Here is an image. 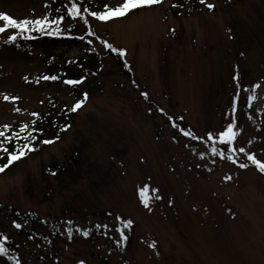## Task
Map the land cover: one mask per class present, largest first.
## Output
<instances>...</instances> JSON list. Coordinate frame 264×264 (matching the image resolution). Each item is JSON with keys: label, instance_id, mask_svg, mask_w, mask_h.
Returning a JSON list of instances; mask_svg holds the SVG:
<instances>
[{"label": "rangeland", "instance_id": "obj_1", "mask_svg": "<svg viewBox=\"0 0 264 264\" xmlns=\"http://www.w3.org/2000/svg\"><path fill=\"white\" fill-rule=\"evenodd\" d=\"M188 5L165 0L106 21L85 12L83 21L61 19L82 33L101 68L81 84L86 98L61 137L0 174V202L38 217L69 218L77 234L65 227L67 237L49 244L29 236L27 220L0 213V233L15 243L22 264H264V172L248 159L264 162V0L198 1L190 11ZM47 10L46 0H0V13L18 21L45 18ZM85 19L124 50L153 103L84 34ZM10 32L17 31L0 32V128L29 122L31 111H45L49 95L75 101L63 84L33 79L46 59L41 49L6 45ZM87 46L82 40L57 52L75 59ZM166 115L182 117L180 125L196 137L184 136ZM229 124L235 138L221 141ZM74 147L81 150L76 174H42ZM120 219L131 221L123 242Z\"/></svg>", "mask_w": 264, "mask_h": 264}, {"label": "trees", "instance_id": "obj_2", "mask_svg": "<svg viewBox=\"0 0 264 264\" xmlns=\"http://www.w3.org/2000/svg\"><path fill=\"white\" fill-rule=\"evenodd\" d=\"M109 0H46L47 4V14L46 17L48 21H55L57 23L49 24L44 28L43 31H37L35 26H30L28 31H24L19 28H14L17 32H10L5 35L3 41L9 47L20 49V50H30L32 48L41 49V55L46 59L45 71H41L39 74L35 75L33 79L37 81H49V82H58L63 84L68 88L73 95L75 96V101L71 105H66L62 101L58 100L54 96L49 95L46 100V109L45 111L34 110L31 111L33 118L27 123L15 124L11 128L1 127L0 132H3V135L0 136V166L7 165L4 167L1 173H4L7 170L14 168L19 161L26 158L29 153L39 151L44 147H47L51 143L56 142L61 135L72 125V121L76 110L73 109V106L78 101H84L87 95L86 89H84L81 84L86 82V77L91 73H98L101 68V58L92 49L87 41H84L82 33H75L73 25H62L60 23L61 19L66 17L68 18L69 12L68 9L71 7L72 3H76L81 9V16L83 15V9H89L91 11H103L104 5H108ZM165 0H159L158 3H161ZM175 6H181L184 3H188L187 10H193L198 1L201 0H172ZM68 2V4L66 3ZM205 2V0H203ZM158 3H152L148 5H142L141 7H148ZM205 3V9H209ZM136 9V8H135ZM134 10V9H132ZM130 10V11H132ZM128 11V12H130ZM89 12H85L89 15ZM127 12V13H128ZM126 13V14H127ZM81 16H77L80 17ZM83 21V19L81 18ZM4 22L0 25L2 26ZM86 31L84 34L92 35L96 38L97 42L112 56V58L121 63L123 68L128 74L130 82L134 85L136 89H139L141 97L147 103L152 102L147 96L144 89L139 88L138 83L134 78L133 71L130 67L129 62L125 58V52L121 48L112 46V44L105 38L101 37L94 33L93 28L87 20ZM64 27V28H63ZM52 32L53 34L49 35L48 33ZM9 36H15L16 38L12 41L8 40ZM83 40L88 46V50L85 51L84 55L71 59L66 58L62 53L57 52L61 46H73L80 43ZM111 45L107 47L106 43ZM1 44V43H0ZM120 50H123L121 53ZM53 56L60 57L59 64L53 62ZM52 59V60H51ZM72 61L74 63L73 67H69L67 62ZM65 64V66H63ZM44 77H55L54 79H44ZM72 80L77 81L74 84H67L66 81ZM153 103V102H152ZM168 119L171 120V123L175 122V125H172L174 128L181 131V133L186 137H196L193 130L189 125H180L182 117L172 118L171 115H166ZM174 124V123H173ZM27 125V127H23ZM175 133H178L174 130ZM187 133V134H186ZM43 141H51L50 143H43ZM25 145H28L29 148H24ZM19 148H24L25 155L21 156L19 159L8 163V154L11 152L17 151ZM4 149H7L5 151ZM80 148L74 147L69 150V152L62 158L56 157L52 162L46 164L42 170L43 175L52 174L53 176H62L70 175L69 172L72 170L73 175L76 174L79 170L78 165L80 163ZM229 159L232 158L231 153L228 151L225 154ZM235 161V157H233ZM0 213L4 214L6 217L12 219L13 221H28L25 226V231L28 232L31 238H34L36 234L40 237L46 238L49 244L53 243L58 236L67 235L64 233L63 229L68 228L69 236H75L77 233V228L71 226V219L57 217L55 215H46L44 217H38L33 210H27L21 212L15 209L9 204L0 202ZM128 228L127 219H120L118 221L117 229L119 231V236L121 241H126L128 239ZM67 237V236H66ZM123 237V238H122ZM0 246H2L5 251L0 253V263L1 264H22L20 256L12 250V246H16L15 243L11 244L6 232L2 231L0 233Z\"/></svg>", "mask_w": 264, "mask_h": 264}, {"label": "snow or ice", "instance_id": "obj_3", "mask_svg": "<svg viewBox=\"0 0 264 264\" xmlns=\"http://www.w3.org/2000/svg\"><path fill=\"white\" fill-rule=\"evenodd\" d=\"M159 0H122V3H119L117 6L115 7H110L109 5L105 4L104 5V10L103 11H91L89 12V9L84 8L83 11L84 12H89V15L92 17H95L101 21H106L108 19L114 18V17H119L122 15H125L128 11L135 9L139 6L142 5H148V4H152V3H158ZM201 2L203 3V0H201ZM210 9L213 8L214 6L212 4H208L207 5ZM69 15L73 16V17H77V16H81V9L80 7H78V5L76 3H72L71 7L68 9ZM81 18L83 19V17L81 16ZM0 21H4V24L2 26H0V32H4L8 27H14V28H19L22 29L24 31H28L30 26H35L37 31H43L45 27H47L50 23L51 24H55L56 21H48L47 18H42V19H35V20H16L6 14L0 13ZM85 23H87V19L84 20ZM49 35L53 34L52 32L48 33ZM16 37L15 36H9L8 40L12 41L14 40ZM106 43V42H105ZM107 47H111V45H108L106 43ZM121 53H123V50H120ZM55 77H44V79H54ZM67 84H74L77 83V81H72V80H68L66 81ZM5 100H15L16 97H8V96H4L3 97ZM83 101H78L74 106L72 110H75V108H79L81 103ZM17 111H19V109H16ZM33 115H36L35 113H33ZM5 128H7L8 126L5 125ZM23 127H27V125L23 126ZM187 134V133H186ZM3 135V132H0V136ZM209 139H212V135L209 134ZM219 138L221 141H229L231 142L234 138H235V132L233 131V126L232 124H229L227 126V128L219 133ZM51 141H43V143H50ZM24 148H29L28 145H25ZM24 148H19L17 151L15 152H11L8 154V163H12V161L19 159L21 156L25 155L24 152ZM5 151H7V149H4ZM29 150H32L31 148H29ZM241 152L244 151L243 148L240 149ZM213 152H215V149H213ZM248 159L251 160L254 164H256V166L259 168V170L261 172H264V162H261L260 160H257L254 156L249 155ZM241 167H244L245 165L241 164ZM4 167H7V165H3L0 166V171L3 170ZM143 192L144 190L141 189V196L143 197ZM143 202V201H142ZM147 206V204L145 205ZM127 224L130 225L131 221H127ZM16 227H20V225H16ZM84 235H87V232H84ZM123 238V237H122ZM5 251V249L0 246V253H3Z\"/></svg>", "mask_w": 264, "mask_h": 264}]
</instances>
